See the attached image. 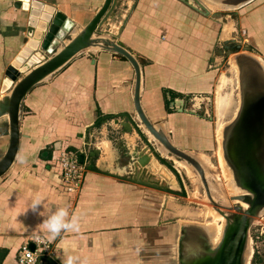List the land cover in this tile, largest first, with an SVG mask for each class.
Listing matches in <instances>:
<instances>
[{"label": "crops", "instance_id": "0c3cea01", "mask_svg": "<svg viewBox=\"0 0 264 264\" xmlns=\"http://www.w3.org/2000/svg\"><path fill=\"white\" fill-rule=\"evenodd\" d=\"M35 1L63 14L73 22V30L77 32L90 20L103 0ZM124 1L127 7L120 14V19L126 15V23L117 34V40L111 34L107 39L118 41L139 64L138 98L144 115L177 149L188 153L198 148L206 149L207 137L200 132L206 126L205 119L195 112L189 116L180 110H184L185 98H194L195 94L201 93L206 100L212 90L213 72L209 70L202 75L200 69L206 64L205 57L210 54L216 40L217 24L206 20L204 27L195 28L194 21L198 15L187 10L181 0ZM115 2L112 1V7ZM14 3V0L0 1V59L6 61L12 60L22 47L26 26V13L20 8L15 9ZM246 5H249L248 9L239 22L248 34V43L256 58L264 66V0H252ZM111 9L101 24L107 21ZM185 35L197 42L191 40L187 43ZM176 47H185L187 53L198 48L202 59L194 58L187 63L185 57L174 55ZM84 53L87 54L74 58L53 74L47 84L35 86L24 98L22 110L28 112L22 111L20 117L19 150L10 170L0 178V264H14L16 250L31 235H40L51 244L52 264H63L69 255L79 258L77 264L137 263L128 247L130 238L136 235L137 223L125 221L123 217L134 203L131 198L123 200L135 195L131 194L132 188L114 178L87 172L79 194L72 196L56 189L57 180L46 170L42 171L36 159V153L53 139H63L67 147L78 148L81 143L79 136L98 120V115L101 118L126 113L132 114L136 121L132 107L133 71L128 62L93 47ZM188 64H191L192 72L187 71ZM3 84L2 81L0 98L9 90H3ZM45 99L50 103L45 105ZM57 115L63 116L64 127L52 121L51 118ZM0 119L7 128L6 117ZM188 119L192 128L185 126ZM54 123L57 128L65 130L52 134L44 129ZM1 136L5 146L0 150V157L7 145V135L1 133ZM103 141L107 142V151L102 146ZM96 148L100 152L96 165H101L105 163L100 162L103 159L101 155L112 154L111 143L101 140ZM30 166L36 167L30 169ZM37 194L45 202V208L40 209L42 215L29 209ZM61 206L79 217L80 231L62 232L50 240L43 220Z\"/></svg>", "mask_w": 264, "mask_h": 264}, {"label": "rangeland", "instance_id": "374dc122", "mask_svg": "<svg viewBox=\"0 0 264 264\" xmlns=\"http://www.w3.org/2000/svg\"><path fill=\"white\" fill-rule=\"evenodd\" d=\"M200 1L207 9H210L211 12L206 10L200 4L199 0H181L187 10L190 9L196 16L198 15L200 17L197 18V16L195 18V28H199L200 26L201 29L204 27L206 20H210L217 24L216 40L211 46L210 54L205 57L206 64L203 66L202 70L200 69L202 75L207 74L209 70L213 72V86L206 100H203L204 97L201 93L195 94L194 98H185L183 103L184 110L180 111L188 115L196 113L197 116L199 115L198 117L205 119L206 126H203L200 132L201 134L204 133L207 137L206 144L208 147L206 149L198 148L194 152H189H191L190 155H193L195 158L201 155L207 159L209 165L207 164L206 166L202 164L203 162L200 163L206 168L207 181L216 199L215 203L219 205L220 202H223L225 205H228L229 201L227 200V196L228 199H230L228 195L230 194L229 192L238 194V190L233 183L232 189L228 188L226 184L227 180L225 179L226 177L223 173L222 164L219 162L220 160L217 155L219 141L216 127L217 124L224 123L225 128L235 117L241 103L239 80L237 81L238 85H236L234 74L230 71L231 63L235 62V58L237 57L252 56L256 58L257 56H255L248 43V34L246 30H244L239 22L241 15L248 9L249 5L241 8L239 7V9L237 8L236 10H227L224 8H215L213 5L211 6L205 2V0ZM124 2V0H116L114 7H112L108 14L107 21L98 27L95 36L108 38L107 35L111 34L114 39L117 40V34H119L123 25L126 23V19H120V14L126 11L125 9L127 7ZM114 24L118 27L117 30ZM223 27L226 28L223 30ZM3 32H5V29ZM115 32L117 33L115 34ZM185 36L187 37V43L191 40L194 43L197 42L196 39L194 41L193 37L189 35ZM237 45H241L242 47L247 46L250 48V51L246 50V52H244L241 49L242 47H237ZM184 48L176 47L177 51L174 55L185 57L187 63H191L194 58L200 57V53L197 52L198 48H196V51L193 53L190 51L187 53ZM82 54L85 55L87 53ZM11 61L12 60L6 61L2 58L0 59V83L3 78L5 67L9 65ZM178 62L179 61H177V63ZM186 66L187 71L192 72V70H190V67L192 68L191 64ZM52 76L53 75L36 86L47 84L46 82H48ZM221 78H224V86L222 89L219 87ZM221 95H228L230 98L228 100V107L218 116L217 101L218 97ZM196 97L198 100H195ZM192 99L193 101H191ZM49 103L50 102L45 99L44 104L47 105ZM193 103L194 107H191ZM22 111L28 112L26 109ZM96 113L98 112L96 111ZM123 114L126 113L116 114L115 116L108 115L101 118L100 115H98V120L91 123V126L84 129V132L79 136L81 143L78 148L67 147L63 139H53V141L44 145L42 149L36 153V159H38L39 162L38 165L42 171L46 170V172H49L50 177L57 180V190L70 194L66 192V187H64L60 181L61 174L59 167L60 161H64L66 152L74 154L75 164L81 174V179L76 186L77 191L70 194L72 196L79 194L83 185L85 173L87 172H96L100 175L114 178L126 186H130L133 190L131 194L135 193V195L123 198V200L128 201L131 198L130 200L134 203H132L128 209L129 211H127L123 217L125 221H135L137 227L135 237L130 238L131 243L128 245L129 253H133V257L137 261L136 264H139V261H142V264H179L178 241L179 238H181L182 231L185 232L189 229L194 232L201 231L206 234L209 233L207 225H213L214 223L218 231L222 223L221 221L214 220V216L221 219L222 222L225 220L215 212L213 206L208 202L200 180L195 181L193 175H191V177L182 167L179 168L174 163L173 160L180 161L179 159L169 154L167 155L172 160L164 156L160 150L161 146L156 141H153L137 119L136 121L133 119L132 114H126V116H123ZM51 119L53 122L56 123L57 121L61 126H65L63 116L57 115ZM189 122L190 120L188 119L185 125L186 128H192ZM55 123L44 129L50 130L49 133L51 132L52 134L65 130V128H57ZM5 124L6 123H3L0 119V134L3 133L7 135ZM50 126L52 128H49ZM101 126L103 128H101ZM141 128L145 133H143ZM224 128H222V132ZM147 138H149V140ZM101 140H107L111 143L110 149L112 154H102L101 158L103 159L100 158V162L104 161L105 163L96 165V161L100 155L96 146ZM221 141H223L222 133L219 144ZM4 146V137L1 136L0 150L4 149ZM141 157L147 158L146 162L142 165L137 162ZM222 162L224 166L227 167L224 159ZM30 167L29 168L32 169L36 166ZM195 175L198 177L196 173ZM224 212L236 214L235 211L230 209H225ZM247 236L249 237L247 244L249 254L246 261V255L244 256L242 264H264L263 217L256 219L254 224L249 226ZM49 248L51 252L52 246L50 245ZM42 258H48L51 261V254Z\"/></svg>", "mask_w": 264, "mask_h": 264}, {"label": "water", "instance_id": "95a60500", "mask_svg": "<svg viewBox=\"0 0 264 264\" xmlns=\"http://www.w3.org/2000/svg\"><path fill=\"white\" fill-rule=\"evenodd\" d=\"M14 1L13 6L21 9L22 2ZM33 1L35 0H26L28 9L25 11L27 18L23 45L6 66L2 78V81H9L11 86L0 98V118L6 117L7 122V145L0 157V178L10 170L19 150V122L25 96L36 85L62 70L83 51L96 47L102 52L118 56L120 60L128 62L131 66L133 71L132 107L137 121L166 153L186 162L196 171L205 196L214 207L239 212L238 206L229 208L212 201L200 165L185 151L174 147L168 137L146 118L139 104L140 69L135 57L119 42L95 36L98 25H101L102 19L112 8L113 0H103L90 20L77 32L73 30V22L63 14L55 12L50 7V10L43 16L41 9L32 6ZM211 1L239 8L252 0ZM242 50L250 51V48L244 46ZM36 53L41 56V59L28 65V61ZM243 57L239 62L243 64V75L246 77L249 75L248 69L244 67L245 64H249L253 77L250 82L247 80L241 82L243 97L240 112L225 137L228 136L226 159L233 168L236 183L247 193L232 196L230 199L246 202L249 207L231 221L224 231L219 246L211 254H208L206 250V253L196 259L194 264H242V255L250 226L248 220L253 217L255 208L264 207V73L258 62ZM146 159V157H141L137 162L142 165ZM29 248L32 250L31 245ZM40 261L52 264L48 258H39L37 264Z\"/></svg>", "mask_w": 264, "mask_h": 264}, {"label": "bare ground", "instance_id": "6f19581e", "mask_svg": "<svg viewBox=\"0 0 264 264\" xmlns=\"http://www.w3.org/2000/svg\"><path fill=\"white\" fill-rule=\"evenodd\" d=\"M20 1L22 2V8H21V10L24 11V12L27 11V9H28V3L26 2V0H20ZM199 2H200V4H202V6L204 5L200 0H199ZM205 2H207L211 6L213 5V7H215V8H224V9H227V10H236L237 9V7H230V6H225V5L218 4V3H213L211 0H205ZM32 6H34L35 8L41 9V14L43 16H45L46 12L50 10V7L45 6L44 4H41V3L37 2V1H33L32 2ZM203 7L206 9V6L205 5ZM208 11H209V9H208ZM125 16H124V19L126 18ZM224 28H226V27H224ZM117 29H118V27H117ZM101 38H104V37H101ZM237 46L242 47L241 45H237ZM93 48H95L96 50H98V48H96V47H93ZM85 51H83V53ZM243 51L246 52V50H243ZM242 57L235 58V62H232L231 65H230V71H232L233 72L232 74H234L235 84L236 85H238L237 81L239 80V95L241 96L240 107H239V109H238L235 117L231 120V122L225 128H224V125H225L224 123L217 124V127H216V133L218 134V141L220 142V140H221V133H222V137H223V141H221L220 144L218 142L217 155H218V159L220 160L219 162L222 164V165L221 164L220 165L223 168V173H224V175L226 177L225 179L227 180V183L226 184L228 185V188L232 189L233 188L232 183H233V185L235 186V188L238 190V191L236 190L238 192V194L233 193V192H229L230 193V194H228L229 195V198H232V196H237V195H241V194H247L246 193V190H244L241 186H239L236 183V179H235V177L233 175V168L230 166V164L228 163V161L226 159V145H227L226 142H227L228 136H227V138L225 137V135L227 133H229V131H230L229 128H231V126L234 123V120L236 119V117L238 116V114L240 112V108H241V104H242V97H243V92H242V88L243 87H242V83H243L244 80H247L248 82H250L251 78L253 77V72L251 71V67H250L249 64H245V65H248V66H245L244 65V67L248 69V74L249 75L247 77L243 75V64H239L240 58H242ZM243 58L252 59V60L258 62V64L261 66L260 68H261L262 72L264 73V66H263V64L258 59L253 58L252 56H246V57H243ZM40 59H41V56H39V54L36 53V54H34L30 58V60L28 61V65H31L32 63H36ZM238 72H239V78H238ZM223 79L224 78H221L220 79V86H219L220 89H222L223 86H224V80ZM3 83H4L3 84V88H2L3 90L6 89V88H8V89L10 88L11 85H10V82L9 81L4 80ZM229 98L230 97L228 95H224V96L221 95V96L218 97V101H217V111H218L217 113H218V116H220L222 114V112H224L226 110V107H228V104H229V101L228 100H229ZM236 108H237V105H236ZM135 118H136V116H135ZM155 128L156 129H159L157 127H155ZM222 128H224L223 132H222ZM147 134H149V133L147 132ZM150 137L152 138L151 135H150ZM153 141H155V140L153 139ZM106 145H107V142L103 141L102 142V146L104 147L105 151H107ZM160 150L162 151V153H163L164 156H166L167 158L171 159L167 155L168 153H166V151L162 147H161ZM186 153L188 155H190V153H188V152H186ZM191 157L202 168L203 174H204V179L206 181V185H207V188H208V191H209V194H210V198L212 199V201H215L216 199L214 198V196H213V194L211 192V187L209 185V182L207 181L206 168H205V166L204 167L202 166V164H204L206 166H207V164L209 165V162L207 161V159H205L201 155L199 157H196V158L193 155ZM223 159H224V161H225V163H226V165H227V167L229 169L224 166V164L222 162ZM173 161H174V163L179 168L182 167L185 170V172H187L188 175H190V176L193 175L195 181L200 180V179H198L199 176L197 177L195 175L196 171L189 164H187L186 162H184L182 160H180V161L173 160ZM200 162H203V163L201 164ZM192 171H194L195 173L192 172ZM168 177H166V178H168ZM227 200L229 201V204L228 205H225L223 202H220V205L221 206H225V207H229V208L232 207V206H238L240 208V211L239 212H236L235 211L236 214L229 213L231 211H229L228 213H225L224 212L225 209H220V208L214 207L211 204V201L208 200V202L210 203V205L213 206L215 212L223 220H225V221L222 222L221 219H219L218 217L214 216L215 217L214 220L221 221V223H222V226L219 225L220 226V230L219 229H218V231L216 230V225L214 223L213 225H207V230H208L209 233H206V234L204 232H201V231H195L194 232L193 230H189V229H187V231H185V232L184 231L181 232V238H179V241H178V259H179V264H194V261L196 259H199L201 256H203L206 253V250L208 251L207 252L208 254H211L219 246V244H220V242L222 241V238H223V235L222 234H224V231L226 230V228L228 227V225L231 223V221L234 220V219H236L241 212H243L245 210H248L249 204L246 203V202H240L238 200L228 199V196H227ZM253 212H254L253 217L249 218V220H248L249 225L254 224L255 220L258 219V218H260V217H263L264 218V207L255 208ZM211 238H212V240H211ZM248 240H249V238L247 237L246 243H245V246H244L243 255H242V261L244 260V256L245 255H246L245 256L246 257L245 261H246L247 260V257H248V254H249V251L247 249ZM213 243H215V244H213Z\"/></svg>", "mask_w": 264, "mask_h": 264}, {"label": "built area", "instance_id": "2783aa9c", "mask_svg": "<svg viewBox=\"0 0 264 264\" xmlns=\"http://www.w3.org/2000/svg\"><path fill=\"white\" fill-rule=\"evenodd\" d=\"M74 154L66 152L64 161H60V181L64 185L66 192L77 191V184L81 179V174L75 164ZM32 246L30 250L29 246ZM51 244L40 235L28 236L20 244L15 253L14 264H37L38 259L51 254Z\"/></svg>", "mask_w": 264, "mask_h": 264}, {"label": "clouds", "instance_id": "9594fccd", "mask_svg": "<svg viewBox=\"0 0 264 264\" xmlns=\"http://www.w3.org/2000/svg\"><path fill=\"white\" fill-rule=\"evenodd\" d=\"M41 207L45 208L43 197L39 194L35 195L29 207L34 213L42 215ZM43 226L48 233V239H55L62 232H79L80 222L76 214H70L67 207H58L55 211L50 212L46 219L43 220ZM79 258L75 256H67L63 264H77ZM86 264V262H85Z\"/></svg>", "mask_w": 264, "mask_h": 264}, {"label": "flooded vegetation", "instance_id": "af4514ba", "mask_svg": "<svg viewBox=\"0 0 264 264\" xmlns=\"http://www.w3.org/2000/svg\"><path fill=\"white\" fill-rule=\"evenodd\" d=\"M249 238V237H248Z\"/></svg>", "mask_w": 264, "mask_h": 264}]
</instances>
